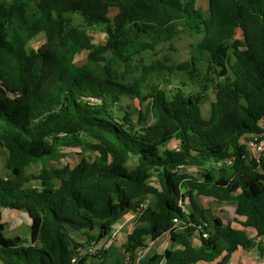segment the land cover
<instances>
[{
  "label": "trees",
  "instance_id": "trees-1",
  "mask_svg": "<svg viewBox=\"0 0 264 264\" xmlns=\"http://www.w3.org/2000/svg\"><path fill=\"white\" fill-rule=\"evenodd\" d=\"M112 8L119 10L113 18ZM74 13L82 25L74 24ZM97 25L105 27V43L90 32ZM182 32L202 36L191 61L168 66L138 58ZM40 33L47 41L30 52L28 43ZM204 55L217 77L209 80L210 116L219 123L214 129L202 118L206 90L187 91L182 83L169 95L160 83L145 84L155 74L163 78L165 70L194 76ZM126 99H138L142 107L124 104ZM152 112L157 118L150 123ZM249 134L264 136V0H209L207 15L197 0H0V144L11 173L0 176L3 264H90L89 255L72 261L83 245L69 230L100 242L131 213L137 222L123 253L101 249L97 264L110 258L125 264L148 239L165 233L183 248L155 253L147 264L220 257L218 264H226L254 238L199 205L193 192L235 201L236 214L246 217L243 225L264 236V155L249 151L243 142ZM83 135L92 140L94 159L48 165L63 156L56 146L78 147ZM131 156L138 159L134 169L126 165ZM38 163V173L21 168ZM209 163L215 167L202 181L182 169ZM1 208L29 214L30 239L4 236ZM196 233L199 246L191 241Z\"/></svg>",
  "mask_w": 264,
  "mask_h": 264
},
{
  "label": "rangeland",
  "instance_id": "rangeland-1",
  "mask_svg": "<svg viewBox=\"0 0 264 264\" xmlns=\"http://www.w3.org/2000/svg\"><path fill=\"white\" fill-rule=\"evenodd\" d=\"M197 7L201 9L206 15L208 14L209 9V0H197ZM119 10L117 8H112L110 11V16L113 18L117 15ZM72 17L74 19L75 25H82L83 24V18L79 13L72 14ZM90 32L95 38V41L97 43H105L106 42V33H105V27L103 25H97L90 27ZM237 38H242L241 31H237L236 33ZM202 36L193 34L190 32H182L180 35L176 36L172 42L160 44L157 46V48L154 51H146L143 52L141 55L138 56V58H142L146 63L151 64L155 63L157 61H162L166 65L170 66H177L178 64L185 62V61H191L193 53L195 52L196 45L201 40ZM47 41V37L45 34L40 33L36 37H34L27 45V48L30 52L36 51L38 48H40L45 42ZM198 56V54L196 53ZM88 51L82 52L77 57L78 63H84L87 59ZM205 56V61H202L199 63V71L194 72V76H190L189 72L187 71H173V74H171L168 70L164 71V77L160 78L157 74L150 76L149 79L145 84H152V83H160L162 86L166 87L167 92L169 95L175 91V89L182 87V83L188 84L189 87L187 91H197L200 90H206V98L202 104V118L206 124V127L208 129H214L218 127L219 123L212 120L210 116V105L211 101L214 99V93L210 87L211 82L209 81L211 78L216 79V75L213 74V71L210 68V64L208 63L207 55ZM137 75V73H136ZM167 78H170L171 82H166ZM208 83V88H203L205 85L204 83ZM148 86L145 85L144 92H147ZM184 90H186V87H184ZM133 104L134 107L140 109L142 106H140V102L138 99H126L124 101V104ZM148 100L144 103V106H147ZM157 118V114L155 112H152L149 117V122L152 123ZM84 141H82L78 147H65L60 148L58 146L55 147L56 152H60L63 154V156L60 158L59 161L52 160L49 161L48 165L50 167H61L65 165H70V167H73L76 163L80 162L83 158H89L94 159L97 155V151L92 146V140L87 136L83 135ZM253 156H255V153H252ZM259 156V154H256ZM138 164V159L135 156H131L129 161L127 162V167L129 169H134L136 165ZM43 167L42 163H38L29 167L21 166V168L25 169L27 172H34L38 173L41 171ZM215 167V164H206L204 166H186L182 167L183 171L187 174H190L196 178L204 179L203 173L206 171H209L211 168ZM4 172L6 174L11 175L9 170L4 167ZM220 171H216V174H218ZM220 174V173H219ZM154 179V178H153ZM152 179V180H153ZM201 180V181H202ZM154 182V180H153ZM183 196V203L188 204V195L185 193L182 194ZM197 201L202 205L205 206L207 209L211 210L212 212L216 214L222 215L227 225H236L239 224L236 223V214H235V201H232L230 203L224 202L219 203L215 200H212L210 198L196 195L195 197ZM187 206V205H186ZM9 214L7 211H4L3 217H7ZM137 221V217L135 214L131 213L127 216H125L120 222L117 224L116 230L104 239L101 243L97 241H87V237L82 233L74 229L69 230V235L71 238H73L76 242L81 243L83 246L79 247V250L83 252V255H89V263L90 264H97L100 260L96 257L98 252L101 249H109L111 247L116 248V254L123 253V243L126 241V237L128 233L130 232L134 221ZM3 221V220H2ZM4 222V221H3ZM5 223V222H4ZM5 231L4 236L5 237H14L16 235L24 236L25 232H29L30 229L27 227L26 224H24L21 221V226H14L10 223L5 224ZM98 229L96 230V233ZM250 234L252 231H249ZM200 240V234L196 233L192 241L198 242ZM147 241H151V239H148ZM111 242L110 244H108ZM163 247H166L167 244H169V236L164 237L163 239ZM258 245V246H257ZM260 250L262 253H264V237L260 242H256L253 246L252 251L247 250L244 252V257L250 256L255 258L257 255L255 254L257 251ZM254 251V252H253ZM153 252L150 251H144L142 254H139L135 258V264H147L148 261L151 259ZM127 258L125 259V264H128L126 262ZM261 260V259H260ZM262 261V260H261ZM0 264H3L0 261ZM109 264H114V259H109ZM210 264H217V261H214ZM238 264V263H237Z\"/></svg>",
  "mask_w": 264,
  "mask_h": 264
},
{
  "label": "crops",
  "instance_id": "crops-1",
  "mask_svg": "<svg viewBox=\"0 0 264 264\" xmlns=\"http://www.w3.org/2000/svg\"><path fill=\"white\" fill-rule=\"evenodd\" d=\"M256 134H249V135H247V136H245L244 138H243V142L247 145V143L250 141V140H252L253 138H254V136H255ZM176 147V146H175ZM255 157H257V158H259L260 157V155L259 156H257L256 154H255ZM6 160H7V151H6V149H5V147H3L1 144H0V176L1 177H4V178H9L10 177V175L9 174H6V172H4V167H5V164H6ZM6 168V167H5ZM196 178V177H195ZM198 179V181H201L202 179H199V178H197ZM155 182V181H154ZM183 191H182V194L184 193V191H185V193L188 195V204H185V205H187L186 207H189L190 206V197H189V194L187 193L188 192V188H183L182 189ZM196 195H198L196 192H193V198L196 200V202L199 204V205H201L198 201H197V199L195 198L196 197ZM199 196H204V197H207V198H210V199H212V200H215L216 202H219V203H224V202H220V201H218L217 199H215V198H213V197H209V196H205V195H199ZM226 202V201H225ZM232 202V201H231ZM228 203H230V202H228ZM235 204H236V202H235ZM202 206V205H201ZM202 207H204V208H206L205 206H202ZM207 209V208H206ZM235 210H236V206H235ZM4 211H7L8 212V216L7 217H3V214H4ZM1 213H2V220L5 222V224H8V223H10L11 225H12V227H14V226H18V227H20L21 226V221L24 223V224H26L27 225V227L30 229V223H31V220H30V216H29V214L26 212V211H22V210H16V209H10V208H1ZM214 213V212H213ZM215 215H217V216H219V217H221L222 218V220L224 221V223L225 224H227V222H226V220H225V218L222 216V215H220V214H216V213H214ZM235 214H236V211H235ZM135 216L137 217V215L135 214ZM236 223L237 224H239L238 226H236V225H229V226H232L233 228H237V229H244V230H246L247 231V233L250 235V236H252L253 238H254V244L256 243V242H260L262 239H263V237L264 236H258V235H256V231L254 230V229H252V228H250V227H245L244 225H243V222L244 221H246V217H244V216H240V215H237L236 214ZM136 220L134 221V223H133V226H132V228H131V230H130V232L132 231V229L135 227V224H136ZM118 224V223H117ZM117 224L114 226V228H113V230L110 232V234H109V236L110 235H112V233L116 230V226H117ZM5 229H6V227H5ZM252 231V233L250 234V232L249 231ZM98 232V231H97ZM129 232V233H130ZM128 233V234H129ZM25 235L24 236H21V235H16V236H20L21 238H26V239H30V234H31V230L29 231V232H25L24 233ZM16 236H14V237H16ZM86 236V235H85ZM109 236H107V237H109ZM128 236V235H127ZM166 236H169V244H167L166 245V247H163L162 245H163V239H164V237H166ZM106 237V238H107ZM106 238H104V239H106ZM193 238V237H192ZM192 238H191V241H192ZM104 239H102L99 243H101ZM126 239H127V237H126ZM111 242H109L108 244H110ZM192 244L194 245V246H199L200 244H201V240H199L198 242H193L192 241ZM254 244L252 245V247L250 248V249H248V250H250V251H252V249H253V246H254ZM258 246V245H257ZM183 248V246L180 244V243H178V242H175V241H173L172 239H171V236H170V234L169 233H165L164 235H162L160 238H158L157 240H155V241H153V244H152V247H151V249H146V250H143V251H141V253L140 254H142L144 251H150V252H153L151 255L153 256L155 253H158V254H162V253H164L166 250H168V249H182ZM104 249H106V248H104ZM245 251H247L246 249H243V248H241V249H239V250H237V251H235L232 255H231V257H230V259H229V261L226 263V264H264V253H262L260 250H256L257 252L255 253L256 255H257V257L255 256V258H253L252 259V257H250V256H247L246 255V257H244V252ZM254 252V251H253ZM137 257V256H136ZM223 257H220V258H218V259H216V260H214V261H217V264L219 263V261H221V259H222ZM262 261H261V260ZM214 261H198L197 263H192V264H210V263H212V262H214Z\"/></svg>",
  "mask_w": 264,
  "mask_h": 264
},
{
  "label": "built area",
  "instance_id": "built-area-1",
  "mask_svg": "<svg viewBox=\"0 0 264 264\" xmlns=\"http://www.w3.org/2000/svg\"><path fill=\"white\" fill-rule=\"evenodd\" d=\"M247 146L251 153H255V154H259L260 156H263L264 155V136L261 134H256L254 138L247 143ZM145 207H146V204H143L141 206V210H143ZM174 221L176 224L180 223V220L177 218H175ZM152 244H153V240L147 241L144 247H141L138 249L136 256H138L143 250L151 249ZM80 255H83V252L77 249L76 253L73 255L72 261L75 262ZM134 261L135 259L127 257L126 262H128V264H135Z\"/></svg>",
  "mask_w": 264,
  "mask_h": 264
}]
</instances>
